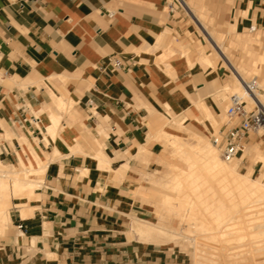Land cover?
Returning <instances> with one entry per match:
<instances>
[{"label": "crops", "instance_id": "1", "mask_svg": "<svg viewBox=\"0 0 264 264\" xmlns=\"http://www.w3.org/2000/svg\"><path fill=\"white\" fill-rule=\"evenodd\" d=\"M208 1L223 25L256 31L264 51V0ZM180 4L0 0V161L45 166L25 199L31 213L14 207L0 221V264H180L171 247L183 244L128 232L132 217H152L162 142L211 135L225 104L224 72L185 36L203 14ZM192 137L177 138H204Z\"/></svg>", "mask_w": 264, "mask_h": 264}, {"label": "bare ground", "instance_id": "2", "mask_svg": "<svg viewBox=\"0 0 264 264\" xmlns=\"http://www.w3.org/2000/svg\"><path fill=\"white\" fill-rule=\"evenodd\" d=\"M191 12L194 14L195 10ZM197 23L215 51V56L202 51V61L214 66L219 57L236 80V92H243L250 104L256 102L264 110V94L257 91L260 82L257 81L255 96L246 93L240 77L246 82L252 78L244 77L241 66L231 61L201 18ZM51 120L56 123L58 117ZM196 139L195 144L181 142L173 136L170 140L175 154L186 164L185 169L171 165V181L165 183L166 190L170 189L173 195L164 191L163 205H169L178 216L177 226L132 217L128 232L145 242L165 244L184 240L193 248L192 264H264V182L239 173L235 162H223L215 147L204 138ZM34 159L36 166L22 162L23 168L19 170L0 161V221L8 218L9 210L14 207L20 208L23 217L31 213L25 199L33 198V190L39 186L45 171L39 158L34 156ZM258 159L264 162V153ZM177 205H182L180 213L175 212Z\"/></svg>", "mask_w": 264, "mask_h": 264}, {"label": "rangeland", "instance_id": "3", "mask_svg": "<svg viewBox=\"0 0 264 264\" xmlns=\"http://www.w3.org/2000/svg\"><path fill=\"white\" fill-rule=\"evenodd\" d=\"M175 3V5H179L177 0H171ZM187 1V0H186ZM191 3V6L194 7L196 13L203 14V23L207 27V30H210L219 43L224 45L222 49L230 56L231 61L235 65L241 66L243 69L244 77L249 80L254 76L257 78V81L260 82V89L257 90L259 93L264 94V62L263 57L259 58V61L256 63L254 62L253 66L251 65V61L253 57H257L260 53H264L261 50V42L259 40V34L256 31L251 32L248 27H246L243 32L237 33L234 28L235 25L227 26L226 24L223 25V21H225L221 16L219 17V12L215 10V5L209 3L208 0H188ZM248 12H236L232 15L235 16L236 20L240 15L243 17L247 16ZM189 16V14H188ZM199 16L200 15H196ZM190 18V26L185 30V36L189 39V48L198 53L203 51L206 54L211 53L212 55L215 54L213 48L208 43V41L204 38L202 34V30L200 31L196 24L194 23L193 19ZM177 44L176 40L171 42V45ZM224 62L219 58L216 57V64L215 66H219L225 74V82L228 81V84L223 87L222 91L220 92V96L224 99L225 104L223 108V112L219 116H215L210 118L209 122L211 123V127L213 129L211 135H204L198 131L193 130H185L182 135L177 136L181 140L186 142H194L192 137V132H197L201 136L204 137L207 144L212 145L217 149L219 157L225 163H236V169L239 173L247 174L249 178L260 180L264 182V162L260 161L258 158L261 154L264 153V127L259 128L256 132H250L248 138L245 141V149L242 152H239L232 161L227 162L221 156V150L219 146H216L212 143V135L217 134L219 127L226 121L224 110L226 109L229 97L233 93H237L235 90L236 87V80L234 79L233 75L230 73V70L227 66L223 65ZM239 93V92H238ZM237 93V94H238ZM241 94L244 101L248 102V98L244 93ZM174 120H178L176 118H172L171 122ZM171 140V139H170ZM165 148V157L161 161L163 165V169L161 171L156 172L154 178L159 176V185L153 183L155 180H150L149 182L152 184L151 189V198L152 201L150 203V209L152 210V217L150 220L152 222L161 221L162 223L176 227L178 224V216L171 211V207L163 205V198L166 197L165 193L167 194L170 189L167 191L165 183L169 184L171 181L170 178V165H176L182 169L186 168V164L182 161L180 156L175 154V148L171 145V141L162 142ZM195 144V143H194ZM23 168V165L22 167ZM16 169L19 170V166H16ZM34 178L33 175L30 176ZM164 183V185H163ZM163 186V187H162ZM162 187V188H161ZM36 188V187H35ZM165 191V193H164ZM167 191V192H166ZM173 195L172 191L169 192ZM13 208L10 209V213ZM182 211V205H177L175 207V212L180 213ZM186 227H184L185 229ZM174 243V242H173ZM179 243L183 244V247L179 246H172L165 245L166 247H171V252L174 251L177 255V259L180 264H192L191 254L190 251L193 250L192 246L188 244V242L181 240Z\"/></svg>", "mask_w": 264, "mask_h": 264}, {"label": "built area", "instance_id": "4", "mask_svg": "<svg viewBox=\"0 0 264 264\" xmlns=\"http://www.w3.org/2000/svg\"><path fill=\"white\" fill-rule=\"evenodd\" d=\"M179 5L183 7L180 3ZM111 63L115 67L122 65L118 58H112ZM240 79L246 93L255 96L257 78L254 76L250 82H246L242 77ZM224 113L226 121L219 127L217 134L212 135V143L219 146L222 158L230 162L245 149V141L249 133L264 127V110L256 102L252 105L239 95L232 94Z\"/></svg>", "mask_w": 264, "mask_h": 264}]
</instances>
